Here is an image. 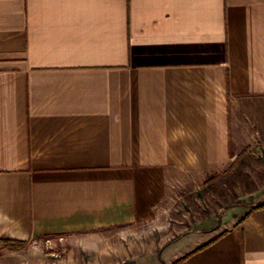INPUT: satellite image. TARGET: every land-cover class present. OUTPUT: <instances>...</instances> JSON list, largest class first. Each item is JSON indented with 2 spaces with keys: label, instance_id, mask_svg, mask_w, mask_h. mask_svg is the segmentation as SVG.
<instances>
[{
  "label": "crops",
  "instance_id": "crops-1",
  "mask_svg": "<svg viewBox=\"0 0 264 264\" xmlns=\"http://www.w3.org/2000/svg\"><path fill=\"white\" fill-rule=\"evenodd\" d=\"M231 176L264 186V0H0V264H264Z\"/></svg>",
  "mask_w": 264,
  "mask_h": 264
},
{
  "label": "rangeland",
  "instance_id": "rangeland-1",
  "mask_svg": "<svg viewBox=\"0 0 264 264\" xmlns=\"http://www.w3.org/2000/svg\"><path fill=\"white\" fill-rule=\"evenodd\" d=\"M231 177L221 178L218 177L215 184V200L211 202V207L215 208V214L218 222L229 217L230 214L241 215L252 205L259 203L264 200V186L259 187L258 185H235V180ZM212 183V182H211ZM230 183V185H225ZM258 189V190H257ZM155 237V236H154ZM61 241V242H60ZM22 248L23 253L22 259L30 261L29 263L35 262L34 264H49L54 259L67 260L70 257V249L75 247L72 244H68L66 240L55 239H41L35 244H23L22 246H16ZM85 251L90 252L89 256L85 255ZM96 250H87L81 247L73 250V256L77 259L84 256L85 260L95 259ZM69 255V256H68Z\"/></svg>",
  "mask_w": 264,
  "mask_h": 264
},
{
  "label": "trees",
  "instance_id": "trees-1",
  "mask_svg": "<svg viewBox=\"0 0 264 264\" xmlns=\"http://www.w3.org/2000/svg\"><path fill=\"white\" fill-rule=\"evenodd\" d=\"M8 244H12L14 246H22L24 243H21V242H16V243H9Z\"/></svg>",
  "mask_w": 264,
  "mask_h": 264
}]
</instances>
